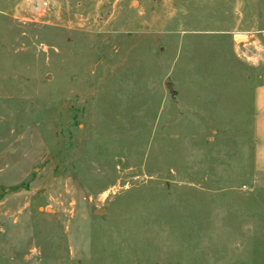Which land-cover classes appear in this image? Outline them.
Listing matches in <instances>:
<instances>
[{
	"label": "rangeland",
	"instance_id": "obj_1",
	"mask_svg": "<svg viewBox=\"0 0 264 264\" xmlns=\"http://www.w3.org/2000/svg\"><path fill=\"white\" fill-rule=\"evenodd\" d=\"M259 84L264 0H0V264H264Z\"/></svg>",
	"mask_w": 264,
	"mask_h": 264
},
{
	"label": "crops",
	"instance_id": "obj_2",
	"mask_svg": "<svg viewBox=\"0 0 264 264\" xmlns=\"http://www.w3.org/2000/svg\"><path fill=\"white\" fill-rule=\"evenodd\" d=\"M254 124L257 132L259 155L264 158V84L256 85L253 89Z\"/></svg>",
	"mask_w": 264,
	"mask_h": 264
},
{
	"label": "water",
	"instance_id": "obj_3",
	"mask_svg": "<svg viewBox=\"0 0 264 264\" xmlns=\"http://www.w3.org/2000/svg\"><path fill=\"white\" fill-rule=\"evenodd\" d=\"M240 40H247L248 38L247 37H245V38H239Z\"/></svg>",
	"mask_w": 264,
	"mask_h": 264
},
{
	"label": "bare ground",
	"instance_id": "obj_4",
	"mask_svg": "<svg viewBox=\"0 0 264 264\" xmlns=\"http://www.w3.org/2000/svg\"><path fill=\"white\" fill-rule=\"evenodd\" d=\"M239 37V36H238ZM241 38H245L244 36H241Z\"/></svg>",
	"mask_w": 264,
	"mask_h": 264
}]
</instances>
